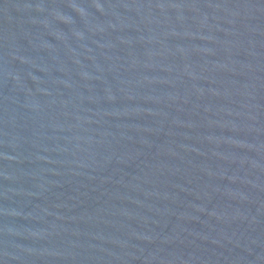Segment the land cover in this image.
<instances>
[{
    "label": "water",
    "instance_id": "1",
    "mask_svg": "<svg viewBox=\"0 0 264 264\" xmlns=\"http://www.w3.org/2000/svg\"><path fill=\"white\" fill-rule=\"evenodd\" d=\"M0 264H264V0H0Z\"/></svg>",
    "mask_w": 264,
    "mask_h": 264
}]
</instances>
